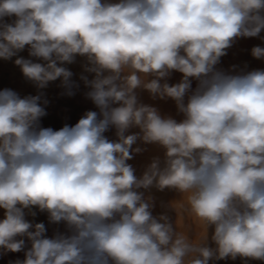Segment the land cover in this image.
<instances>
[{
    "label": "clouds",
    "instance_id": "clouds-1",
    "mask_svg": "<svg viewBox=\"0 0 264 264\" xmlns=\"http://www.w3.org/2000/svg\"><path fill=\"white\" fill-rule=\"evenodd\" d=\"M262 30L264 0H0V58L17 57L38 89L59 78L72 95L64 65L85 57L94 75L81 79L99 109L54 130L40 124L42 94L0 90V254L24 251L10 264L264 261V70L216 68L236 39ZM26 46L43 63L19 57ZM251 55L264 59V47ZM173 71L182 78L170 85ZM137 89L171 98L183 119L138 102ZM138 140L165 149L140 177L127 163ZM153 186L182 194L198 240L153 216L139 191ZM34 208L66 232L49 238L26 219Z\"/></svg>",
    "mask_w": 264,
    "mask_h": 264
},
{
    "label": "rangeland",
    "instance_id": "rangeland-1",
    "mask_svg": "<svg viewBox=\"0 0 264 264\" xmlns=\"http://www.w3.org/2000/svg\"><path fill=\"white\" fill-rule=\"evenodd\" d=\"M8 22H11L13 18H5ZM254 46L264 47V30L261 31L258 37L250 38H238L227 49V54L220 59V63L216 66L218 70H222L228 74H242L252 70H264V59H256L251 55V49ZM19 57L25 59H32L34 62L43 61L37 58L29 57L27 46L25 50L18 53ZM17 57H13L10 60H4L0 58V90L12 89L16 91L21 97L27 95L42 94V101L46 100V104H42L45 107L47 115L42 117L40 124L42 127H51L54 130H59L65 124L74 126L78 120L87 111H96L99 114V109L96 105L86 96V93L90 90L81 79V76H87L89 80L93 78L92 73H88L84 70V66L87 65L85 57L77 56L75 62L72 64H65L73 76L71 77L72 86L70 91L72 95L67 94L69 89L61 86V79L49 82L47 87L38 89L36 85L24 77L19 66L15 65L14 61ZM151 78V77H149ZM182 78V74L173 71L170 77L167 78V82L171 84L178 83ZM163 82V81H162ZM197 81H192V88L195 89ZM138 102L146 105L153 106L158 109L161 116H171L178 122L183 119V115L178 112L176 103L171 98L153 99L148 91L144 89L136 90ZM119 106V105H113ZM139 128L133 127L128 130L127 134L138 133ZM104 135L111 141L117 140L116 129L110 127ZM140 147L143 149L140 153H134L133 158L127 161L135 169V175L140 177L153 158H159L161 163L165 158V149L158 144H144L142 141H137L133 148ZM137 162V164H136ZM144 192L145 197H152L153 208L152 214L154 217H159L164 214L169 217L174 227H177L179 231L188 233L189 237L193 240H198L203 232L202 226L195 221L193 217L183 213L180 204L182 201V194L175 189L165 188L163 191L158 190L156 187H151L147 190L140 189ZM174 204V205H173ZM175 207V209L173 208ZM37 212L35 217L26 216V219L39 223L43 222L46 226V235L50 238L56 231L66 232V227L63 223L51 224L48 221L46 212H39L38 209H33ZM4 218V210L0 209V220ZM53 225V226H52ZM213 228L208 229L207 244L209 247H215L211 241V235ZM26 246L30 247L27 239L25 238ZM27 250V248L25 249ZM25 258L24 251L21 252H8L7 254H0V264H10L17 259L23 260ZM209 264H264L262 260H255L251 258L237 257L235 260L228 258L224 260H210Z\"/></svg>",
    "mask_w": 264,
    "mask_h": 264
},
{
    "label": "bare ground",
    "instance_id": "bare-ground-1",
    "mask_svg": "<svg viewBox=\"0 0 264 264\" xmlns=\"http://www.w3.org/2000/svg\"><path fill=\"white\" fill-rule=\"evenodd\" d=\"M136 164H137V162H136ZM150 164V163H149ZM133 167V166H132ZM53 226V225H52Z\"/></svg>",
    "mask_w": 264,
    "mask_h": 264
}]
</instances>
